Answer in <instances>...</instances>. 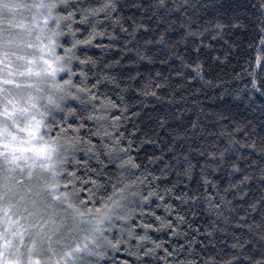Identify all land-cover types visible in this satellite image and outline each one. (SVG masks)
<instances>
[{
    "label": "trees",
    "instance_id": "trees-1",
    "mask_svg": "<svg viewBox=\"0 0 264 264\" xmlns=\"http://www.w3.org/2000/svg\"><path fill=\"white\" fill-rule=\"evenodd\" d=\"M13 2L25 6L0 15L16 54L0 76L16 78L25 65L17 57L37 55L43 39L58 56L72 50L57 82L87 91L45 118L67 150L58 182L82 211L106 213L98 226L63 229L39 256L71 264L65 245L87 243L92 254L72 264H264V0H111L115 9L96 15L87 10L109 0H69L47 20L31 7L39 0ZM0 87L18 97L13 85ZM41 215L48 219L32 223Z\"/></svg>",
    "mask_w": 264,
    "mask_h": 264
},
{
    "label": "snow or ice",
    "instance_id": "snow-or-ice-1",
    "mask_svg": "<svg viewBox=\"0 0 264 264\" xmlns=\"http://www.w3.org/2000/svg\"><path fill=\"white\" fill-rule=\"evenodd\" d=\"M63 5L64 7L69 6V0H49L45 3L44 0H40L39 3L31 5L36 9L44 10L46 12V20L52 18V13L58 7ZM20 3L13 2V0H0V15L7 13L13 15L15 11L21 7H24ZM161 6H163V0H161ZM78 7V5H77ZM264 7V4L261 5ZM115 9V5L109 0L108 3L100 5L99 8L88 9L93 15L97 13L104 12L107 9ZM73 13L69 12L66 17L63 19H71ZM81 22H87V17H82ZM60 18L56 19L57 27H59ZM59 35V32H54L53 36ZM40 39V37H37ZM91 39L85 41H76L72 45V48L76 47V44L79 43H90ZM14 44V40L10 37V34L7 30H0V54H2L3 59L0 60V63L7 62V66L10 68L12 66V61L10 60L11 56L16 55L15 52H11L10 46ZM32 47V45H29ZM48 47V54L51 59H45L42 55L40 61H42V66L39 71L34 73V75L41 78L40 83H47L48 87L45 89L41 87L40 84L32 85L35 87L36 92L39 95H28L27 99L23 101V107L20 106L21 101L13 98H9L4 93L6 89L0 87V96L3 97L0 100V117H3L4 120L0 121V159L3 160V164L7 167L3 169L5 175L0 176V206H3L4 203H7V208L4 209L5 218L9 220V223H15L11 220L9 213L13 211V205L8 202L9 194H15L12 190V182L15 180L12 175L15 172L16 168L21 167L19 161L21 159L30 160L31 164L29 165L28 171V180L31 181L33 178V169L39 168V172L36 173V183L30 185L27 188V192L31 193L34 196V199L30 198L31 206L34 209H40L44 213H47L48 219H44L41 215L40 220L37 221L40 231H37L33 240L32 248L30 251L34 250L37 243H47L49 250L52 249L53 243H60V240H55L54 238L65 228H67V233H73L74 231H82L80 224L84 222H91L94 220L96 225H100L104 222L106 218V213L101 214V209L97 208L95 210L96 215H93L92 210L89 209L87 212L82 211L79 207L74 205L72 200V195L68 191H60V185L58 178L61 173L58 171L59 167L65 163L62 153L67 150L58 142L56 137H51V129H48L46 117L52 115L54 112H63L64 107L68 101L71 99L73 101L81 102V97L79 92H86L87 89L80 88L77 85H73L72 80H63V83L57 82L58 73L64 72L65 68L62 66L64 64L71 63V60L76 59L75 54L72 53L71 49H65V52L68 53L66 57H61L56 55L55 48L56 44L54 40L50 39ZM17 59H23V57H17ZM36 63L35 60L28 61V67L26 73L31 76L33 75L31 65ZM85 63V61H81ZM67 74L69 76L74 75L69 69ZM9 75H15L14 73H9ZM21 76L25 75V72L20 73ZM12 79H4L3 84H13ZM71 87H76L78 89L77 93L71 92L69 89ZM41 101L43 103H41ZM44 110L41 111L40 109ZM76 109H68L67 114H65L64 119L61 120L63 124L68 116L75 114ZM18 115H23L27 119V123L23 128H19L16 117ZM39 116V119L37 118ZM92 119V117H88ZM8 121L12 122V125L19 128L21 132L27 133V139L23 141L25 147H14L16 141V135L9 130ZM53 128H58V125L53 124ZM71 128V125H69ZM47 129V131H45ZM9 137L11 139H9ZM45 137H48L47 139ZM264 150V149H262ZM19 153V155L17 154ZM25 153H30L31 155L26 156ZM264 175V171H262ZM17 184L19 182H16ZM67 189V185H65ZM23 199V197H21ZM111 199V197H109ZM60 205H66V207H60ZM50 210V211H49ZM24 212H28L29 216L34 215L33 212L28 211L27 205L22 209ZM59 213H64V215L57 216ZM90 217L89 221H85L84 218ZM55 225V228H52L49 232H45L46 225ZM71 224V227L68 225ZM37 225H32V227H37ZM92 231H99L98 227L92 229ZM88 236L84 237V240L87 241ZM95 239V238H93ZM5 244L8 247H11V242L5 240ZM97 246H99L97 244ZM87 252L91 255V250L88 248V244L84 243L76 244L72 249L65 252V257H73L75 262L77 257L76 254ZM4 253L0 252V257H3ZM82 259V258H81ZM0 264H20L19 259L15 261L10 260H0ZM39 264V262H37ZM59 264V262H57Z\"/></svg>",
    "mask_w": 264,
    "mask_h": 264
},
{
    "label": "rangeland",
    "instance_id": "rangeland-1",
    "mask_svg": "<svg viewBox=\"0 0 264 264\" xmlns=\"http://www.w3.org/2000/svg\"><path fill=\"white\" fill-rule=\"evenodd\" d=\"M35 1L38 2V0H35ZM39 2H40V0H39ZM43 17L46 19V16H43ZM11 25L14 27V29L20 31V33L22 34L23 29H24V22L22 20H15ZM33 25L35 27H39V28L44 27V28L48 29V23H47V21H44V20L40 21L39 19H36L33 21ZM18 41L20 42V40H18ZM45 41H46V39H43L42 41H40L41 42L40 43L41 49L37 55H33L29 58L23 57V59H20L22 62L23 61L25 62V65L19 71L16 78L12 79L14 81V83L11 85H13L14 88L18 92V97L14 98V99L21 101V104H20L21 107L25 106L23 101L27 99L28 95H30V94L31 95H39V93L36 92L35 87H32V85L40 84V86L42 87L43 83H40L41 78L34 75V73L38 72L40 67L42 66V61H40V57L42 55L44 56L45 59H51L52 58L50 56H47V54L45 53V52L48 53V47L47 46L49 45L50 40H48L47 45H45ZM20 45H22V43H20ZM42 51L44 52V54H41ZM19 57H22V56L19 55ZM29 60H35L36 61V63L31 65L32 71H33V75H31V76H29L26 73V69L29 66L28 65ZM62 66L65 68L66 64H64ZM21 72H25V75L21 76L20 75ZM3 74H5V73L3 72ZM4 79H9V78H7V76H5V75L4 76L1 75L0 76V86H5V84H3ZM45 84L48 87L47 83H45ZM23 89H27L29 91V93L27 95L21 96V91ZM40 110L43 111L42 108ZM18 117H19V119H17V123L19 124V128H23L25 126V124L27 123V119L23 115H18ZM37 118L39 119V116H37ZM3 120H4V118L0 117V121H3ZM7 123L9 125V130L12 131L16 135V141L14 143V147H25L26 145L23 144V141L27 139V133L21 132L19 130V128L12 125L11 121H8ZM9 139H11V138L9 137ZM17 154L19 155V153H17ZM24 155L29 156L31 154L25 153ZM19 164L21 167L16 168L15 172H13L12 175H15L19 171L22 173V176L20 178L17 177L20 179L18 185L16 183L17 180L14 177L15 180L12 182V190L15 194L13 195L10 193L9 198H8V201L14 206L13 211L9 213V216L11 217V220L15 221V223H9V220L5 218L4 209L7 208V203H4L3 206H0V252L4 253L3 257H0V260L15 261V260L19 259L20 264H37V262H39V264H53L54 259L51 260L50 257L39 256L40 245L43 243L38 242L35 249L30 251V249L32 248V240H33L36 232L40 231L37 223H35V224L32 223L33 217H34V215H37V214H43L44 216H48V215H47V213H44L42 210L34 209L31 206L30 198L34 199L35 197L32 196L31 193H28L27 188H25V187L23 188V185L25 183H28L29 186L34 185L37 182L36 181V173H38L40 170L38 167L36 169H33L32 170L33 171V178L31 181H29L28 180V171H29V165L31 164V161L21 159L19 161ZM0 167H2V168L7 167L6 165L3 164L2 159H0ZM3 175H5L4 172H2V176ZM16 185L18 186V188H16L17 187ZM21 197H23V199H21ZM26 205L28 207V211L33 212L34 215L29 216L28 212L22 211V209ZM32 225H37V227H32ZM52 228H55V225H51V224L46 225L44 231L49 232ZM5 240H8L11 242V247H8L5 244ZM44 244H45L44 246L50 252L53 250V246H56V244L54 243L52 245V249L49 250L48 244L46 242ZM75 245H72L71 247H69L68 245H65L68 247L65 249V251L66 252L69 251ZM79 254L80 253H78L77 255H79ZM62 258L63 259L68 258V260H70L71 264L74 262L73 257H71V256L65 257V255H63Z\"/></svg>",
    "mask_w": 264,
    "mask_h": 264
}]
</instances>
